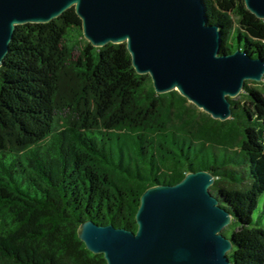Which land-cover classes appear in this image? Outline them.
I'll use <instances>...</instances> for the list:
<instances>
[{"label": "trees", "instance_id": "1", "mask_svg": "<svg viewBox=\"0 0 264 264\" xmlns=\"http://www.w3.org/2000/svg\"><path fill=\"white\" fill-rule=\"evenodd\" d=\"M204 2L221 52L264 58V19L243 0ZM244 93L221 121L177 90L158 94L126 43L93 46L73 7L18 25L0 67V264H107L80 223L137 231L142 193L199 169L232 214V263L264 264V89L246 81Z\"/></svg>", "mask_w": 264, "mask_h": 264}, {"label": "water", "instance_id": "2", "mask_svg": "<svg viewBox=\"0 0 264 264\" xmlns=\"http://www.w3.org/2000/svg\"><path fill=\"white\" fill-rule=\"evenodd\" d=\"M243 1L264 19V0ZM72 7L93 46L126 43L136 72L149 74L158 94L177 90L215 119L233 116L230 98L246 81L264 80V58L240 47L221 52L224 33L209 22L204 0H0V67L18 25L50 22ZM214 182L199 169L149 186L137 231L87 219L78 236L107 264H233L232 240L222 232L233 217L211 192Z\"/></svg>", "mask_w": 264, "mask_h": 264}, {"label": "rangeland", "instance_id": "3", "mask_svg": "<svg viewBox=\"0 0 264 264\" xmlns=\"http://www.w3.org/2000/svg\"><path fill=\"white\" fill-rule=\"evenodd\" d=\"M248 81H250V85L251 86H258L259 88L264 89V85L261 83V82H264V80L260 81V82H257L258 84H252L253 82H255V81H252V80H248ZM234 99H239L241 101H244V99H246V95H245L244 91H243V96H241V94H240V95L234 97ZM259 207H260V209H264V194L261 196L260 206ZM254 217H255L256 221L257 220L260 221V225L261 226H264V212L262 214H260L259 212H256L254 214Z\"/></svg>", "mask_w": 264, "mask_h": 264}]
</instances>
